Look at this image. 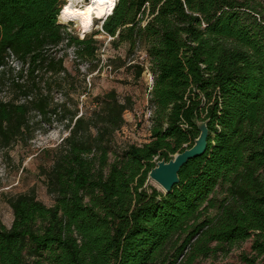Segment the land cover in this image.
<instances>
[{"label": "trees", "instance_id": "16d2710c", "mask_svg": "<svg viewBox=\"0 0 264 264\" xmlns=\"http://www.w3.org/2000/svg\"><path fill=\"white\" fill-rule=\"evenodd\" d=\"M63 0H0V85L10 58L19 98L0 99V146L36 127L67 131L40 175L52 204L33 192L10 195L0 221V264H194L250 241L240 264H264V13L254 0H117L100 30L80 37L57 17ZM102 32L147 66L148 139L118 145L131 108L109 89L80 109L53 102L58 78L85 87L78 65L95 70ZM62 54H58V50ZM67 49L77 64L64 65ZM111 61V60H109ZM53 85V86H54ZM73 89V90H72ZM205 121V151L164 193L147 183L157 160L190 147Z\"/></svg>", "mask_w": 264, "mask_h": 264}, {"label": "rangeland", "instance_id": "374dc122", "mask_svg": "<svg viewBox=\"0 0 264 264\" xmlns=\"http://www.w3.org/2000/svg\"><path fill=\"white\" fill-rule=\"evenodd\" d=\"M63 1L66 2V0ZM86 1L88 2V0ZM254 1L262 4L259 9L264 13V0ZM103 19H93L90 30L83 34L75 22H61L57 17L58 22L65 25L67 30L80 37L100 30ZM94 38L99 41L97 52L100 61L98 66L89 72L88 63L83 62L78 65L80 72L84 73V76L80 75V77L84 78L86 89H83L84 84H82L77 91H70L66 82L58 78L57 82L60 84L57 85V88L53 83L51 84L53 102L60 103L65 99V94H69L73 101L66 97V106L70 107L72 102L77 101L78 107L83 109L93 105L91 98L94 95L102 94L113 88L121 99L128 96L132 102L131 108L123 114L125 124L115 133L116 143L118 145L139 144L147 141L150 126L148 118L151 111L147 90L151 79L146 71L136 78L134 69L123 64L128 61L144 62L142 51L137 49L128 54L124 43L115 46L110 43V38L102 32L94 35ZM66 52L64 65L73 72L77 60L74 59L72 49H67ZM58 54H62L61 49L58 50ZM8 66L14 70L8 69V77L0 85V99L3 100L19 98V93L14 91L10 84L19 63L10 58ZM66 133L63 126L54 121L51 125L42 124L41 127H36L32 138L26 143L17 141L8 147L0 146V221L7 227L12 221V211L7 203V198L10 195L33 192L37 199L46 205L52 204V199L46 192L43 177L40 175V166L50 164L48 150L55 147ZM147 183L161 190L159 185L149 178H147ZM249 249L250 241L248 240L240 246L234 247L226 256H219L216 259L198 257L194 264H240V253Z\"/></svg>", "mask_w": 264, "mask_h": 264}, {"label": "water", "instance_id": "95a60500", "mask_svg": "<svg viewBox=\"0 0 264 264\" xmlns=\"http://www.w3.org/2000/svg\"><path fill=\"white\" fill-rule=\"evenodd\" d=\"M196 125L199 133L190 147L177 152L167 161L157 160L148 171V178L157 183L164 193L169 192L172 186L178 182V171L181 166L191 158L201 155L206 149L208 137L206 122L196 120Z\"/></svg>", "mask_w": 264, "mask_h": 264}, {"label": "bare ground", "instance_id": "6f19581e", "mask_svg": "<svg viewBox=\"0 0 264 264\" xmlns=\"http://www.w3.org/2000/svg\"><path fill=\"white\" fill-rule=\"evenodd\" d=\"M114 4L115 0H66L58 18L61 22H75L84 34L90 30L93 19L105 18Z\"/></svg>", "mask_w": 264, "mask_h": 264}, {"label": "built area", "instance_id": "2783aa9c", "mask_svg": "<svg viewBox=\"0 0 264 264\" xmlns=\"http://www.w3.org/2000/svg\"><path fill=\"white\" fill-rule=\"evenodd\" d=\"M144 71H146L148 74H149V76H150V79H151V83H150V85L148 86V90L151 88V85H152V76H151V74L149 73V71L147 70V66L145 65V69H144Z\"/></svg>", "mask_w": 264, "mask_h": 264}]
</instances>
